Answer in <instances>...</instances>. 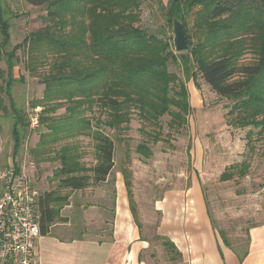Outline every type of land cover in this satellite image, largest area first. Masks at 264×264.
Here are the masks:
<instances>
[{
    "label": "trees",
    "instance_id": "16d2710c",
    "mask_svg": "<svg viewBox=\"0 0 264 264\" xmlns=\"http://www.w3.org/2000/svg\"><path fill=\"white\" fill-rule=\"evenodd\" d=\"M24 1L35 7L46 6L48 25L29 34L12 52H6L11 41L10 24L0 1V61L8 65V79L0 68V82L5 80L11 104L14 155L21 148L26 120L11 94L13 60L20 49L26 55V68L45 85V114L55 112L62 103L76 104L59 118L39 116L46 129L39 145L58 144L81 135L94 141L93 166L82 162L76 146H64L56 154L60 161L54 172L58 187L41 194L38 203L41 235H47L55 223L63 220L61 212L69 205L73 192L108 181L115 167V148L101 125L120 130L134 111L141 119L154 123L169 115L172 129L187 123L193 110L189 91L170 71L171 64L181 67L187 79L200 75L216 95L232 101L231 126L264 130V0H168L166 6L160 0ZM145 4L159 6L160 16L151 17L154 24H160L158 30L143 27ZM174 20L184 28L188 42L184 53H176L165 33ZM247 51L256 56V62L240 64ZM44 65L45 75L38 74V68ZM82 105L91 111L97 107L107 119L93 128L91 119L79 110ZM139 152L152 154L144 144ZM15 169L19 171V167ZM124 180L140 233L129 175L124 174ZM220 237L229 247L224 234ZM158 238L183 261L174 242ZM246 255L239 256L241 261Z\"/></svg>",
    "mask_w": 264,
    "mask_h": 264
},
{
    "label": "rangeland",
    "instance_id": "374dc122",
    "mask_svg": "<svg viewBox=\"0 0 264 264\" xmlns=\"http://www.w3.org/2000/svg\"><path fill=\"white\" fill-rule=\"evenodd\" d=\"M0 1L5 19L10 24L11 41L6 52H12L17 45L23 44L29 34L48 25L45 21L46 6L35 7L24 0ZM160 1L165 6L168 4V0ZM160 13L159 6L145 4L143 27L158 30L160 24H154L151 17L160 16ZM165 33L174 45L173 26L167 28ZM25 60L24 49L18 50L13 60L11 94L26 120L22 128V145L16 155L11 104L6 94L5 80L0 82V170L19 167V171L24 172L43 194L58 187V181L54 178L55 170L60 167L56 157L58 151L67 145L76 146L82 155V162L93 166L94 141L88 135H81L58 144L39 145L40 136L46 131L39 116L42 119H45V115L59 118L76 104L62 103L55 112L45 114V85L26 68ZM254 62L256 56L251 51H247L240 60V64L244 65ZM0 68L5 72V79H8L7 62L0 61ZM38 69V74L45 75V65ZM170 71L176 73L189 91L193 110L187 123L172 129V117L169 115L154 123L141 119L134 111L129 123L120 130L101 125L102 131L114 142L115 167L106 183L92 185L83 192L70 195L69 205L63 208L61 216L63 220L72 218L73 221L65 226L62 234L69 237L77 236L84 230H96L97 226L92 230L93 225L83 219L82 210L77 208L87 205L85 209H89L92 203L104 204L106 199L108 205L115 206L117 180L124 181V174H127L141 225L140 238L148 245L143 253V260L147 264H188L185 257L183 261L178 259L177 254L158 238L171 239L162 234L160 227L164 213L157 208L162 200L170 201L169 198L174 196L179 201L184 199L187 192L198 185L214 229L218 235L224 234L229 247L242 256L249 249L252 235L264 228V130L231 126L229 121L234 118L230 115L231 100L216 95L200 75L194 80L187 79L182 68L173 64ZM194 90L197 93L194 94ZM79 110L83 116L91 119L93 128H96L98 121L107 119L106 114L97 107L91 111L82 105ZM250 130L252 133L248 134ZM143 144L152 154L146 156L139 152V146ZM72 205V209L64 211ZM176 207L172 205L169 211L175 212ZM111 216L108 214L106 219L110 221ZM87 218L95 224L97 216L90 210Z\"/></svg>",
    "mask_w": 264,
    "mask_h": 264
},
{
    "label": "crops",
    "instance_id": "0c3cea01",
    "mask_svg": "<svg viewBox=\"0 0 264 264\" xmlns=\"http://www.w3.org/2000/svg\"><path fill=\"white\" fill-rule=\"evenodd\" d=\"M117 183L115 206L108 205L106 199L104 204L92 203L89 209H85L87 205L77 208L82 210L83 219L93 225L92 230L97 226L96 230L65 237L62 234L65 226L73 221L66 218L55 223L47 235H41L34 251L38 264H147L143 260L147 241L140 238L131 214L125 180L120 182L119 179ZM174 197L158 203L157 210L164 213L160 229L163 235L171 237L188 264H264V228L252 235L247 255L241 261L238 252L224 243L221 245L222 239L212 225L199 185L180 201ZM172 205L176 207L175 212L169 211ZM90 210L97 216L95 224L87 218ZM108 214L114 215L110 221L106 219Z\"/></svg>",
    "mask_w": 264,
    "mask_h": 264
},
{
    "label": "built area",
    "instance_id": "2783aa9c",
    "mask_svg": "<svg viewBox=\"0 0 264 264\" xmlns=\"http://www.w3.org/2000/svg\"><path fill=\"white\" fill-rule=\"evenodd\" d=\"M40 196L24 172L0 170V264H38L34 251L41 237Z\"/></svg>",
    "mask_w": 264,
    "mask_h": 264
},
{
    "label": "water",
    "instance_id": "95a60500",
    "mask_svg": "<svg viewBox=\"0 0 264 264\" xmlns=\"http://www.w3.org/2000/svg\"><path fill=\"white\" fill-rule=\"evenodd\" d=\"M174 32V47L176 53H184L188 50V42L185 36L183 25L180 21L174 20L173 22Z\"/></svg>",
    "mask_w": 264,
    "mask_h": 264
}]
</instances>
